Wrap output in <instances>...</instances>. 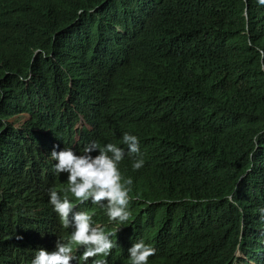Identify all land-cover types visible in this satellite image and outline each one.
<instances>
[{"label": "trees", "instance_id": "1", "mask_svg": "<svg viewBox=\"0 0 264 264\" xmlns=\"http://www.w3.org/2000/svg\"><path fill=\"white\" fill-rule=\"evenodd\" d=\"M262 66L259 0H0V249L25 264L68 238L49 202L67 188L52 148L127 152L129 133L145 161L120 164L130 221L68 193L115 234L96 259L130 264L143 240L149 264H264ZM28 204L45 206V223L19 226Z\"/></svg>", "mask_w": 264, "mask_h": 264}, {"label": "clouds", "instance_id": "2", "mask_svg": "<svg viewBox=\"0 0 264 264\" xmlns=\"http://www.w3.org/2000/svg\"><path fill=\"white\" fill-rule=\"evenodd\" d=\"M259 2L264 4V0ZM20 118H14L13 122L23 123L17 121ZM121 143L126 145L127 152L116 144L108 143L102 146L97 141L88 143L79 155L71 148L59 151L56 150L58 145L52 148L50 158L56 162L54 171L58 175L67 174V188L63 196L56 188H50L49 202L69 235L66 240L58 239L51 246L37 248L25 264H107L106 260L96 258L110 255L117 247L112 239L115 234L106 233L96 224L88 211H76V205L69 199L68 193L70 192L80 203L91 201L92 204L105 208L111 222L125 224L130 221L132 213L129 205L132 199L130 194L133 190V180L122 174L120 164L128 156L133 158V170H139L145 161L137 136L124 133ZM95 152L99 154L93 156L92 153ZM261 211L264 212V209ZM24 213L31 216L27 224L23 220ZM47 216L45 206L28 204L20 214L19 226L27 228L33 224L41 225L46 222ZM117 231H121L120 228ZM156 251V248L143 240L133 243L128 249L130 264H149L150 257L155 256ZM237 256L243 257L239 251ZM12 263L11 252L6 247L1 248L0 264Z\"/></svg>", "mask_w": 264, "mask_h": 264}, {"label": "rangeland", "instance_id": "3", "mask_svg": "<svg viewBox=\"0 0 264 264\" xmlns=\"http://www.w3.org/2000/svg\"><path fill=\"white\" fill-rule=\"evenodd\" d=\"M28 119V116H23V117H21L20 119H18L17 121H19V122H25L26 120ZM122 228H120V230H121Z\"/></svg>", "mask_w": 264, "mask_h": 264}, {"label": "bare ground", "instance_id": "4", "mask_svg": "<svg viewBox=\"0 0 264 264\" xmlns=\"http://www.w3.org/2000/svg\"><path fill=\"white\" fill-rule=\"evenodd\" d=\"M66 148V147H65Z\"/></svg>", "mask_w": 264, "mask_h": 264}]
</instances>
